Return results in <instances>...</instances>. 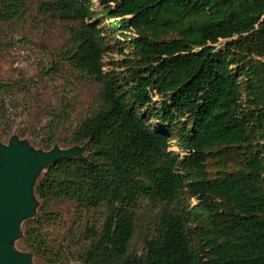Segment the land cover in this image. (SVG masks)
Segmentation results:
<instances>
[{"label":"trees","instance_id":"1","mask_svg":"<svg viewBox=\"0 0 264 264\" xmlns=\"http://www.w3.org/2000/svg\"><path fill=\"white\" fill-rule=\"evenodd\" d=\"M26 2L0 0V21L23 15ZM41 9L74 23L51 69L64 63L98 89L68 140L88 156L58 159L33 183L42 204L26 218L31 251L59 258L42 232L57 215L42 206L67 199L96 217L81 264H264V0H48ZM103 22L123 31V76L103 69ZM143 200L155 210L137 252Z\"/></svg>","mask_w":264,"mask_h":264},{"label":"rangeland","instance_id":"2","mask_svg":"<svg viewBox=\"0 0 264 264\" xmlns=\"http://www.w3.org/2000/svg\"><path fill=\"white\" fill-rule=\"evenodd\" d=\"M48 0H27L25 12L11 21H0V84H6L9 94L0 95V145L6 146L11 138L27 144L32 150L45 152V145L52 148H81L69 144L72 130L94 104L98 84L83 77L64 63L54 64V54L68 37V28L74 24L43 13L41 4ZM99 4H95L97 8ZM103 29V69L120 72L131 63L125 38L113 30L108 22ZM130 35V32H125ZM158 99L157 96H154ZM153 98V99H154ZM244 101V99H243ZM174 140H171L173 143ZM173 149V148H172ZM50 150V149H49ZM83 155L88 156L87 150ZM45 169V168H44ZM44 169L40 170L34 182ZM35 201L34 218L39 213L41 201L32 186ZM194 202V200H191ZM47 213L57 215L42 228L50 245L61 254L54 263L34 254L24 241L27 219L19 223L20 237L9 248L14 254H31L29 264H81L77 256L83 246L82 235L86 222H96L93 212L75 211L67 199L52 200L42 206ZM155 210V209H154ZM147 201H141L138 210L140 222L131 242V249L140 252L145 227L154 212ZM142 220V221H141Z\"/></svg>","mask_w":264,"mask_h":264},{"label":"water","instance_id":"3","mask_svg":"<svg viewBox=\"0 0 264 264\" xmlns=\"http://www.w3.org/2000/svg\"><path fill=\"white\" fill-rule=\"evenodd\" d=\"M81 148L34 151L11 138L0 145V264H29L31 254H14L10 243L20 237L19 223L34 214L32 186L40 170L68 157L86 158Z\"/></svg>","mask_w":264,"mask_h":264}]
</instances>
